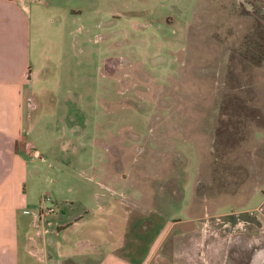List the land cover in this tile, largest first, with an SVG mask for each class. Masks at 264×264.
I'll return each instance as SVG.
<instances>
[{
  "label": "rangeland",
  "instance_id": "rangeland-1",
  "mask_svg": "<svg viewBox=\"0 0 264 264\" xmlns=\"http://www.w3.org/2000/svg\"><path fill=\"white\" fill-rule=\"evenodd\" d=\"M39 15L38 191L92 205L102 178L138 241L183 199L197 229L164 239L172 264H264V0H52Z\"/></svg>",
  "mask_w": 264,
  "mask_h": 264
},
{
  "label": "crops",
  "instance_id": "crops-1",
  "mask_svg": "<svg viewBox=\"0 0 264 264\" xmlns=\"http://www.w3.org/2000/svg\"><path fill=\"white\" fill-rule=\"evenodd\" d=\"M42 2L49 5L52 0H0V264H172L163 250L164 239L173 231L197 229L194 217L182 216L183 199L174 206L180 215L172 219L166 215L155 233L141 235L138 241L135 225L129 228L126 222L122 229L117 189L104 179H96L101 192H95L99 198L92 205L83 199L87 191L80 188L75 200L67 195L56 199L70 186L53 184L48 191H38L30 164L41 156L28 136V126L37 106L33 88L42 69ZM156 196L171 197L163 192ZM46 206L52 210L39 217V208ZM146 238L140 252L138 245Z\"/></svg>",
  "mask_w": 264,
  "mask_h": 264
},
{
  "label": "built area",
  "instance_id": "built-area-1",
  "mask_svg": "<svg viewBox=\"0 0 264 264\" xmlns=\"http://www.w3.org/2000/svg\"><path fill=\"white\" fill-rule=\"evenodd\" d=\"M39 210H43L42 213L39 211L38 214H37L40 217L41 214L48 213L49 211L52 210V208L50 206H46V207H40Z\"/></svg>",
  "mask_w": 264,
  "mask_h": 264
}]
</instances>
